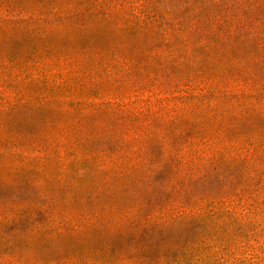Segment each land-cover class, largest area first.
I'll list each match as a JSON object with an SVG mask.
<instances>
[{"label":"trees","instance_id":"obj_1","mask_svg":"<svg viewBox=\"0 0 264 264\" xmlns=\"http://www.w3.org/2000/svg\"><path fill=\"white\" fill-rule=\"evenodd\" d=\"M0 42L2 72L49 97L0 118L45 112L53 133L0 140V229L45 221L0 233V264L68 240L92 250L56 264H144L109 241L156 231L181 255L145 264H227L231 230L264 220V0H0ZM153 88L155 110L130 98Z\"/></svg>","mask_w":264,"mask_h":264},{"label":"rangeland","instance_id":"obj_2","mask_svg":"<svg viewBox=\"0 0 264 264\" xmlns=\"http://www.w3.org/2000/svg\"><path fill=\"white\" fill-rule=\"evenodd\" d=\"M4 46L0 42V50H3ZM18 50V49H17ZM30 74L21 73L17 68H10V70L5 74L0 69V109L4 107L21 106L26 104L28 106H33L40 100L49 101V97L45 95L46 87L44 82L46 80L27 78ZM50 83L52 78L49 80ZM53 82V81H52ZM182 90L180 93L175 95H169L171 98H181L183 96H188V93ZM132 94V95H131ZM131 99L137 103L138 106H144L145 110H155L154 106H158V90L153 88L150 94H139L135 95L134 91L129 94ZM37 113L32 116L26 112H21L17 115H11L7 118H0V140H4V145L9 146L17 139L24 138V140L32 137L44 138L45 136H53L52 130L48 128L43 120L47 117L46 113ZM2 128H6L7 135L5 139L1 137L4 136ZM19 163H15L14 166H19ZM56 169L52 168V173L55 174ZM6 173L0 174V184L6 183L7 178L4 176ZM1 186V185H0ZM213 186V185H212ZM212 186H209L207 190H210ZM219 186L215 185L213 189L217 190ZM263 195V194H261ZM154 202L158 204V192L154 196ZM264 202V199H263ZM8 208V207H5ZM17 209H8V215L17 212ZM16 216L21 217V222L18 225L10 226L7 229L1 230L0 233L7 237L12 234L13 230L19 228V232H27L29 228L37 226L39 224L42 226L44 224V219L41 217H27L25 214L17 213ZM1 217V212H0ZM260 217H258L259 219ZM182 234L185 230L181 229ZM238 237V251L235 253L233 258H226L227 264H264V220H258L247 226L246 228H233L231 230ZM230 233V232H229ZM155 237L149 242H129L111 239L109 244L115 246V249L125 252L128 262L138 263L147 260L154 261L158 258L163 257L166 260H172L173 258H178L181 253L177 249V244L175 239H169L165 243L158 242V231L155 232ZM176 234H178L176 232ZM220 234L223 235V232ZM25 235V233H24ZM25 237V236H23ZM22 240H24L22 238ZM108 242V241H107ZM21 241L17 242L15 249L21 248ZM110 245V246H111ZM89 249V248H88ZM87 249V245H77L73 240H68L67 242H62L60 244H55L54 247L47 250V248H42L36 246L33 249L26 250L22 249L18 251V256L22 260H43L47 264H56L59 260L63 263L67 258L70 262L75 263L78 259L82 258L87 252L92 249ZM4 251L3 246L0 244V254ZM223 258V256H222ZM33 261V262H34ZM145 262V263H147ZM144 263V264H145ZM219 264H224L220 262Z\"/></svg>","mask_w":264,"mask_h":264}]
</instances>
